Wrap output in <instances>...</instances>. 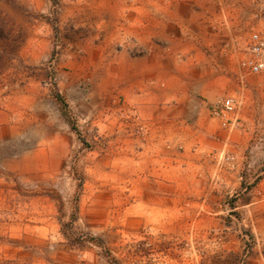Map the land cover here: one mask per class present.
<instances>
[{"label": "rangeland", "instance_id": "obj_1", "mask_svg": "<svg viewBox=\"0 0 264 264\" xmlns=\"http://www.w3.org/2000/svg\"><path fill=\"white\" fill-rule=\"evenodd\" d=\"M254 34L264 0H0V264H264Z\"/></svg>", "mask_w": 264, "mask_h": 264}, {"label": "built area", "instance_id": "obj_2", "mask_svg": "<svg viewBox=\"0 0 264 264\" xmlns=\"http://www.w3.org/2000/svg\"><path fill=\"white\" fill-rule=\"evenodd\" d=\"M249 58L246 61L251 74H259L264 71V40L258 35L254 34L248 44ZM236 103L232 98H225L217 101L212 107L211 112L213 116L220 119H225L231 114L235 108Z\"/></svg>", "mask_w": 264, "mask_h": 264}]
</instances>
